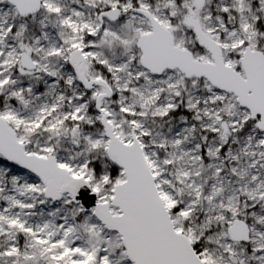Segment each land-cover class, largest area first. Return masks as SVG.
I'll return each instance as SVG.
<instances>
[{
  "label": "snow or ice",
  "instance_id": "1",
  "mask_svg": "<svg viewBox=\"0 0 264 264\" xmlns=\"http://www.w3.org/2000/svg\"><path fill=\"white\" fill-rule=\"evenodd\" d=\"M0 264H264V0H0Z\"/></svg>",
  "mask_w": 264,
  "mask_h": 264
}]
</instances>
